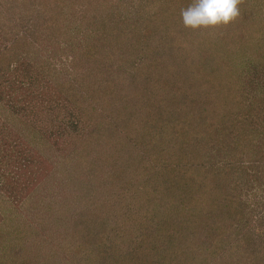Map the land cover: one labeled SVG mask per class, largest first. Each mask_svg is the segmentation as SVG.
<instances>
[{"label":"trees","instance_id":"16d2710c","mask_svg":"<svg viewBox=\"0 0 264 264\" xmlns=\"http://www.w3.org/2000/svg\"><path fill=\"white\" fill-rule=\"evenodd\" d=\"M93 1L0 0V206L47 201L51 158L75 168L58 197L70 209H57L79 228L19 242V258L41 243L43 264H63L53 257L66 249L77 255L67 264H264V237L249 250L235 241L252 217L242 196L264 184V0L239 5L247 26L196 31L180 15L192 0H163L143 16V68L116 73L106 59L140 17L81 10ZM71 23L96 41L72 49L68 69L47 66ZM115 147L126 158H111Z\"/></svg>","mask_w":264,"mask_h":264},{"label":"rangeland","instance_id":"374dc122","mask_svg":"<svg viewBox=\"0 0 264 264\" xmlns=\"http://www.w3.org/2000/svg\"><path fill=\"white\" fill-rule=\"evenodd\" d=\"M163 0H97L93 1L91 4L81 7V10L89 9L90 14H95V6L98 5L101 14L105 16H109L110 14H115L118 16V18H124V17H132V21L135 18H139L138 22L132 26L135 28L131 30L128 40L125 42L124 46L121 48H111L112 55H109L106 59L108 63H110L109 66V72L116 73L118 71V68H126L128 70L134 71L135 66L136 67H142L143 63L145 62L143 60V16L145 18H148L149 16H154V19L161 15L163 11ZM166 9V8H165ZM255 8L253 7L252 11L253 13L257 12L254 11ZM261 12H264V7L261 9ZM136 13L138 15H136ZM249 16V14H247ZM245 16L244 14H241L236 18L239 19V22L246 21V26L250 23V17ZM28 20V18H27ZM249 21V22H248ZM241 24V30L245 31V33L249 34L251 36V31L254 34H257V30H251L247 31L245 29L246 27H243L245 24ZM74 23H71L70 28L68 29L69 32H71L69 41V45L66 47V40L65 37H59L58 40H60L62 43H60L59 48L57 50V56L55 58L49 57L53 56L54 51L50 49L48 51L46 49L45 54L42 56H46L45 58H51L49 61L45 62V64L48 66L51 63V67H61V68H67L71 65V60L74 57V53L72 49H74L77 52V56H80L83 51L81 49L82 45L81 42H95V35L98 31H86V28L83 29L79 33H73L72 28L74 27ZM96 28V27H95ZM249 32V33H248ZM253 34V35H254ZM261 34V33H260ZM253 35L251 37H253ZM250 39V38H249ZM118 44H113V47H116ZM67 48V49H66ZM53 51V52H52ZM126 52V53H123ZM152 52V51H151ZM49 54V55H48ZM51 54V55H50ZM151 55V53H150ZM105 60V61H106ZM44 64V61H41ZM133 62V66L132 65ZM153 62V61H152ZM151 62V63H152ZM138 64V65H135ZM146 64V63H145ZM46 73H42L44 75ZM62 74V73H61ZM143 129V128H142ZM131 130H133L131 128ZM142 133V131L140 132ZM44 147V146H43ZM117 147V146H116ZM112 148L111 151H109V156L111 158H126L125 152L121 150L120 148L116 149ZM44 154L47 155V151L43 150ZM130 151L132 153H129L128 155H132L131 158H138L139 156L134 155V149L133 147L130 148ZM54 155V154H53ZM50 155V156H53ZM122 155V156H121ZM54 163H52L53 167H57V169L54 172H52L50 178L53 177L54 181V194L53 192H50L48 194L47 188L43 189V193L47 192L46 200L47 201H41L38 203L36 202V198L38 197L36 194L34 195L35 199H31L27 204H20L19 206L12 205L10 203H6L5 205L0 206V209L2 210V219L0 220V247H4L6 249L5 255L6 258L5 262L10 261L11 257H13V264H25L24 259L27 260L26 264H43L45 262V255L44 250L41 247V243L39 244V249L35 252L29 254L26 253L25 257L23 259L19 258V255H24L23 251H20L19 248L16 247V244L19 242L24 243V245H30L29 242H33L32 240L36 242H43V244H50L52 242H58L60 238L57 237L58 233H67L68 231H75L77 228L73 225L71 219H69L70 210H67V212H61V214H58V209L62 207L66 210L68 208L67 206H61V203L58 199V197L63 194L65 196L70 190L69 188L64 185L65 183L62 180V176L68 177V175H64L69 173L70 175L74 172L75 168L73 170L70 169L69 165H67L66 161L72 162L71 160H66V155H62L60 158H51ZM71 159V158H70ZM78 160V158H74ZM73 160V159H72ZM57 170H62V173H57ZM57 173V174H56ZM62 175V176H61ZM62 180V181H61ZM65 180V179H64ZM57 181H60L59 184ZM77 187H73L72 191L77 190ZM53 195V196H52ZM243 200H246L247 209L250 210L251 213V221L246 222L242 221L240 226L237 227V231L239 233V237L235 241H237L239 246H242L243 248L251 249V247H254L256 244H254L258 239L261 237H264V184L258 185L256 189H253L249 192H246L243 196ZM49 199V202H48ZM55 202L57 204H55ZM53 207V211L56 215L51 216L47 211L50 210V208ZM70 209V206L69 208ZM73 212V210H72ZM58 214V215H57ZM63 216V217H61ZM37 218L40 219V222L38 224ZM57 218V220H56ZM58 221V223H56ZM72 225V226H71ZM40 229V233L38 230ZM68 230V231H67ZM233 230V229H232ZM250 230L251 234L247 235V232ZM32 231L37 232L32 233ZM236 232V231H235ZM28 235V238H25V236ZM232 236V232H231ZM260 243V242H259ZM258 243V244H259ZM262 244V243H261ZM260 244V245H261ZM51 245V244H50ZM251 245V246H250ZM25 246V248H27ZM61 246L65 248V246H68V243H66L64 240L61 242ZM71 250V248H69ZM1 252V251H0ZM67 252V249L65 250ZM60 251L57 253L53 258L59 260L61 257V260L63 261V264L65 263V259L69 261V258L71 256H77L74 253H65ZM252 253L251 250L248 252H245V255H248ZM0 255L3 256L2 252ZM39 256V257H35ZM4 262V264H6ZM9 263V262H8Z\"/></svg>","mask_w":264,"mask_h":264},{"label":"clouds","instance_id":"9594fccd","mask_svg":"<svg viewBox=\"0 0 264 264\" xmlns=\"http://www.w3.org/2000/svg\"><path fill=\"white\" fill-rule=\"evenodd\" d=\"M244 0H192L181 9L183 26L189 30H209L226 27L240 15Z\"/></svg>","mask_w":264,"mask_h":264}]
</instances>
